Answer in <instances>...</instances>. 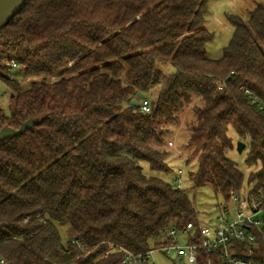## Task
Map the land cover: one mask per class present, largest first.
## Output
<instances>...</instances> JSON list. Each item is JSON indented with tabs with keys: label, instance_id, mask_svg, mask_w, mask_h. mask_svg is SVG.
I'll return each mask as SVG.
<instances>
[{
	"label": "trees",
	"instance_id": "1",
	"mask_svg": "<svg viewBox=\"0 0 264 264\" xmlns=\"http://www.w3.org/2000/svg\"><path fill=\"white\" fill-rule=\"evenodd\" d=\"M210 1L28 0L2 28L0 83L9 104L7 113L0 106V128L37 119L0 140L7 264H137L106 243L142 254L175 243L166 240L173 226L191 222L198 232L186 190L142 167L171 171L167 124L197 96L203 103L187 142V161L198 160L193 189L210 186L228 202L233 190L264 187V3L248 20L229 16L233 36L214 59L207 45L215 35L204 24ZM10 59L18 62L12 75ZM170 64L175 70L144 112L137 94L161 82L160 65ZM15 74L33 80L24 87ZM231 130L247 144V166L257 168L247 178L228 156ZM254 250L264 264V225ZM199 259L222 264L217 254L200 251Z\"/></svg>",
	"mask_w": 264,
	"mask_h": 264
},
{
	"label": "rangeland",
	"instance_id": "2",
	"mask_svg": "<svg viewBox=\"0 0 264 264\" xmlns=\"http://www.w3.org/2000/svg\"><path fill=\"white\" fill-rule=\"evenodd\" d=\"M264 0H211L209 3V11L205 17V26L212 32H214V39L207 45V52L211 58L219 59L223 56V49L230 42L234 27L231 23L229 16L240 15L244 20L249 19V12L258 3ZM164 72V77L161 82L152 87L145 96L151 101L156 99L157 93L160 90L163 81L174 70V66L160 65ZM8 75H12L13 72H7ZM24 87H27L32 82L33 78L26 77L21 74H15ZM0 106L7 113L9 104V89L0 83ZM203 101L200 96L194 98L188 103L185 108L180 112L179 120L167 124V133L165 135L166 144L165 148L169 151L168 162L171 166V171L154 172L150 169L147 162L142 163L143 170L148 175H157L170 182L175 186H178L175 180L178 177L182 179V188L192 198L194 205L198 211V218L201 225L214 226L218 224V217L222 213L224 207H227L231 211V216H234V208L230 201H225L221 196H216L215 192L210 186L201 187L199 189H193V180L191 173L197 171L198 160L194 158L191 161H187L189 156V149L187 148V142L190 135V127L197 120V109L202 105ZM234 138L235 148L228 151V156L234 160L238 166L247 175L257 169L256 167H249L246 164V156L248 154V147L242 152L237 149L238 141L242 140L237 137L234 130L230 132ZM244 141V140H242ZM245 142V141H244ZM172 143V144H171ZM246 143V142H245ZM181 171V172H180ZM63 240L67 239V230L62 227L60 229ZM187 237L184 234L178 235V243L185 244ZM157 264H189L185 258H173L166 256L159 252L154 254V259Z\"/></svg>",
	"mask_w": 264,
	"mask_h": 264
},
{
	"label": "built area",
	"instance_id": "3",
	"mask_svg": "<svg viewBox=\"0 0 264 264\" xmlns=\"http://www.w3.org/2000/svg\"><path fill=\"white\" fill-rule=\"evenodd\" d=\"M6 64L11 72H14L18 67V62L15 59H10ZM219 88L224 90L225 85L220 84ZM244 91L250 96L252 102L257 103V97L248 88H245ZM140 108L147 113L152 111L151 102L147 97L142 99ZM258 108L264 112V104L259 103ZM175 182L178 187L182 188L181 177H178ZM230 202L234 208V216L232 217L231 211L224 207L218 217V224L214 226L200 224L198 232L194 230V224L191 222L182 229H178L176 226L171 227L166 235V240L175 243L169 242L142 254L134 253L112 242L106 243L107 248L109 251H123V261L137 264H143L148 260L152 264H157L153 261L154 254L157 252L166 256L172 255L173 258H185L189 264H212L200 261V251L217 254L222 264H261L255 258L254 249L257 245V232L263 231L264 225V187L256 189L244 187L233 190ZM179 234L186 235L185 244L178 243ZM198 234L200 239L191 241ZM73 242L84 249V243L78 240H73ZM89 253L87 252L85 256ZM82 256L84 255H80L78 258ZM0 264H7L4 257H0Z\"/></svg>",
	"mask_w": 264,
	"mask_h": 264
},
{
	"label": "water",
	"instance_id": "4",
	"mask_svg": "<svg viewBox=\"0 0 264 264\" xmlns=\"http://www.w3.org/2000/svg\"><path fill=\"white\" fill-rule=\"evenodd\" d=\"M28 0H0V31L14 17V15L26 4ZM145 94L139 92L137 98H144ZM133 104L138 105L137 99H134ZM37 122V119H28L23 122L20 128L16 129L9 125L0 128V140L8 136H16L23 134L27 129L32 128ZM246 147V143L242 140L238 141L237 149L242 152ZM175 256V255H174Z\"/></svg>",
	"mask_w": 264,
	"mask_h": 264
}]
</instances>
